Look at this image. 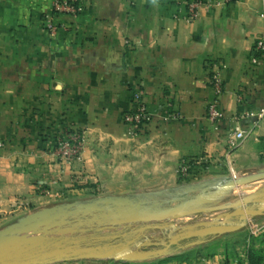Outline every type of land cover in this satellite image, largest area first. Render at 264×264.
I'll list each match as a JSON object with an SVG mask.
<instances>
[{"label":"crops","instance_id":"crops-1","mask_svg":"<svg viewBox=\"0 0 264 264\" xmlns=\"http://www.w3.org/2000/svg\"><path fill=\"white\" fill-rule=\"evenodd\" d=\"M188 1L80 0L51 36L43 27L51 0H0V212L75 173L109 182V194L169 186L183 160L201 156L236 174L245 150L231 144L234 129L264 135V116L249 114L264 102V62L251 60L264 0H216L192 21ZM213 60L225 64L216 122L206 117ZM136 89L150 119L130 139L122 115ZM73 132L83 147L67 165L53 151Z\"/></svg>","mask_w":264,"mask_h":264},{"label":"water","instance_id":"water-1","mask_svg":"<svg viewBox=\"0 0 264 264\" xmlns=\"http://www.w3.org/2000/svg\"><path fill=\"white\" fill-rule=\"evenodd\" d=\"M260 180H264V171L246 176L233 175L217 182L211 190L203 189L195 195L181 192L180 196L154 200L152 204L148 200H135L129 196H106L56 206L40 216L28 214L0 229V264H47L57 260L111 256L118 260H138L165 254L171 246L183 240L194 239L188 245L200 244L208 237L238 231L245 227L249 219L264 215V186L235 202L221 203L238 185ZM224 206L232 209L219 212L208 221L178 224L168 220L170 217L218 211ZM107 213L111 214L110 217H120L119 221L125 220L124 217L130 222L167 220L105 234L89 233L75 227L83 222L108 219ZM113 228L114 224H103L98 231ZM148 229H159L165 233L161 238V248L140 252L138 249L141 247L157 245V242L148 239L138 242ZM130 235H134L133 238L119 240ZM134 244L136 250L131 249Z\"/></svg>","mask_w":264,"mask_h":264},{"label":"rangeland","instance_id":"rangeland-1","mask_svg":"<svg viewBox=\"0 0 264 264\" xmlns=\"http://www.w3.org/2000/svg\"><path fill=\"white\" fill-rule=\"evenodd\" d=\"M60 138L61 135L57 141ZM240 144L243 145L245 154L236 160L238 167L236 174H233L235 172L227 170L224 159L211 163L201 156L199 160L187 161L188 164H191V167L185 170L180 171L178 166L175 183L169 186L166 185L165 187L154 184L153 187L148 189H139L138 187L137 189L134 186L136 189L126 194H109L107 193L109 190L107 184L109 182L85 178L81 174L78 176L77 173H75L73 177L71 176L64 186L59 185V181L61 180L40 184L36 187V196L26 199L27 204L22 203L18 205V208H8L6 211L0 212V229L17 222L28 214H39L40 216L42 213H48L52 208L64 204L87 202L106 196H129L135 200H148L152 204L154 200H162L177 195L180 196L181 192H185V195H195L200 193L203 189L211 190L212 186L217 182H222L233 175L246 176L264 171V135L261 136L260 140H256L255 137L252 136V132L249 131ZM56 146L57 142L54 147V153L56 151ZM60 160L67 165L73 164V161L66 162L61 158ZM126 180L128 184L132 186L136 183V179L133 177L127 178ZM118 185H120V183ZM148 186L150 185L146 187ZM263 186L264 181H260L250 184L249 187L246 188L248 191H242V189L239 191L237 188L235 190L233 189L228 196L224 197L221 203L228 204L235 202L240 196L251 194ZM231 209L230 207L224 206L218 211L202 212L181 217H170L168 220L178 224L208 221L219 212H226ZM126 213L130 214V212ZM107 215L109 218L101 220V222H83L76 224L75 227L76 229L86 230L89 233L105 234L116 232L117 230H133L145 224L161 223L167 220L157 219L148 222L137 220L130 222L126 217H124L125 220L119 221L121 220L120 217H110L111 214L109 215L108 213ZM103 224H114L115 228L105 229L99 232L98 228ZM64 232L68 233L67 231ZM75 233L76 232H74V234ZM164 235L165 233L159 229H148L144 231L143 236L138 242L148 239L157 242V245L141 247L138 250L143 252L144 250H156L161 248V238H163ZM133 236L134 235H130L126 238H120L119 240L130 239L133 238ZM192 240L194 239L183 240L177 245L171 246L167 253L162 255L155 254L146 259L118 260L111 256L106 258L57 260L47 264H71L73 261L78 262V264H264V215L249 219L245 227L238 231L206 239L200 244L188 245ZM131 249L136 250V244L132 245Z\"/></svg>","mask_w":264,"mask_h":264},{"label":"built area","instance_id":"built-area-1","mask_svg":"<svg viewBox=\"0 0 264 264\" xmlns=\"http://www.w3.org/2000/svg\"><path fill=\"white\" fill-rule=\"evenodd\" d=\"M216 0H189L187 6V21H192L197 18L199 9L201 7H213L217 5ZM82 9L80 0H51V8L48 13L44 15L43 27L54 36L58 30L56 18L59 15L76 16ZM264 18V5L262 6V14ZM127 42V41H125ZM253 62H264V29L257 36L253 46ZM225 68V64L221 61L213 60L209 62V74L207 77L208 84L213 90L212 98L206 104V117L211 122H216L222 118V111L219 106V97L223 92V80L221 71ZM260 119L264 116V102L261 108L256 113H249ZM175 116V113L171 114ZM150 114L147 110L146 102L144 99V92L142 89L134 90L132 94V108L122 115V123L124 126L125 134L130 139L140 138L144 135L146 126L149 122ZM243 129L236 127L231 137V144L234 145L237 141H242L247 132ZM83 147L82 135L78 132L61 134V138L57 141L55 154L66 162H72L79 158L80 152ZM202 160V159H201ZM200 160V161H201ZM191 167L187 161L181 162L179 165L180 171Z\"/></svg>","mask_w":264,"mask_h":264},{"label":"bare ground","instance_id":"bare-ground-1","mask_svg":"<svg viewBox=\"0 0 264 264\" xmlns=\"http://www.w3.org/2000/svg\"><path fill=\"white\" fill-rule=\"evenodd\" d=\"M260 181H264V180H260ZM260 181H256V182H260ZM256 182H252V183H256ZM252 183H248V184H240V185H238L236 188H237V190H239V191H240L241 189H242V191H243V190L246 191V190H247L246 188H248L249 185L252 184ZM239 186H240V187H239ZM252 186H254V185H252ZM250 187H251V186H250ZM236 188H235V189H236ZM235 189H234V190H235ZM247 191H248V190H247ZM250 192H251V191H250ZM245 193H246V192H245ZM247 193H249V192H247ZM242 197H244V196H240L239 198H242Z\"/></svg>","mask_w":264,"mask_h":264},{"label":"trees","instance_id":"trees-1","mask_svg":"<svg viewBox=\"0 0 264 264\" xmlns=\"http://www.w3.org/2000/svg\"><path fill=\"white\" fill-rule=\"evenodd\" d=\"M213 237H215V236H212V237H208L207 239H211V238H213ZM259 252V251H258ZM256 253V252H255Z\"/></svg>","mask_w":264,"mask_h":264}]
</instances>
